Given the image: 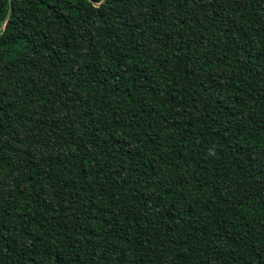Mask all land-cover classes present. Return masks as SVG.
Segmentation results:
<instances>
[{"label": "trees", "instance_id": "trees-1", "mask_svg": "<svg viewBox=\"0 0 264 264\" xmlns=\"http://www.w3.org/2000/svg\"><path fill=\"white\" fill-rule=\"evenodd\" d=\"M2 27L0 264H264V0H0Z\"/></svg>", "mask_w": 264, "mask_h": 264}, {"label": "water", "instance_id": "water-1", "mask_svg": "<svg viewBox=\"0 0 264 264\" xmlns=\"http://www.w3.org/2000/svg\"><path fill=\"white\" fill-rule=\"evenodd\" d=\"M13 8V7H12ZM4 30H5V28L4 27H2L1 29H0V34L1 33H3L4 32Z\"/></svg>", "mask_w": 264, "mask_h": 264}]
</instances>
